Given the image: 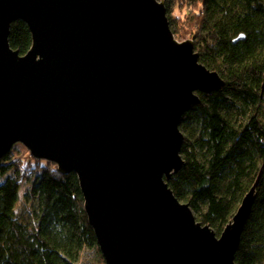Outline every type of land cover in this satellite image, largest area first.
<instances>
[{
  "label": "water",
  "instance_id": "1",
  "mask_svg": "<svg viewBox=\"0 0 264 264\" xmlns=\"http://www.w3.org/2000/svg\"><path fill=\"white\" fill-rule=\"evenodd\" d=\"M199 56L165 0H0V159L21 143L75 172L106 264H236L260 176L219 235L168 184L182 117L225 84Z\"/></svg>",
  "mask_w": 264,
  "mask_h": 264
},
{
  "label": "trees",
  "instance_id": "2",
  "mask_svg": "<svg viewBox=\"0 0 264 264\" xmlns=\"http://www.w3.org/2000/svg\"><path fill=\"white\" fill-rule=\"evenodd\" d=\"M165 3L176 38L192 39L199 60L225 80L182 117L185 164L169 187L218 234L260 176L235 263L264 264V0ZM9 38L20 53L30 50L23 20ZM11 154L0 159V264H106L76 173Z\"/></svg>",
  "mask_w": 264,
  "mask_h": 264
},
{
  "label": "rangeland",
  "instance_id": "3",
  "mask_svg": "<svg viewBox=\"0 0 264 264\" xmlns=\"http://www.w3.org/2000/svg\"><path fill=\"white\" fill-rule=\"evenodd\" d=\"M176 6V5H175ZM176 9V12L179 13V9H177V7H175ZM184 41V40H183ZM30 151L29 149H27L26 147H24L21 143H16L14 145V147L12 148V159L13 160H17V159H22L24 158L25 160H28L26 159V156L30 155ZM29 161V160H28ZM221 232L219 231L218 232V235L220 234ZM89 255L92 256L93 259H95L97 261V254L96 253H90Z\"/></svg>",
  "mask_w": 264,
  "mask_h": 264
}]
</instances>
